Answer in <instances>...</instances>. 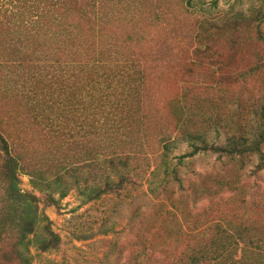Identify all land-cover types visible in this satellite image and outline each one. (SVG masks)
I'll list each match as a JSON object with an SVG mask.
<instances>
[{
	"label": "rangeland",
	"instance_id": "1",
	"mask_svg": "<svg viewBox=\"0 0 264 264\" xmlns=\"http://www.w3.org/2000/svg\"><path fill=\"white\" fill-rule=\"evenodd\" d=\"M256 9L264 0H0V131L61 239L50 252L30 247L32 264H151L146 248L173 255L218 237L217 224L264 238L257 157H183L178 130L186 118L222 145L228 122L240 127L263 102ZM119 156L141 174L121 187ZM111 157L115 191L88 203L84 179L53 204L65 188L31 176L77 167L96 186ZM16 242L0 245V264H22ZM245 264L264 258L248 252Z\"/></svg>",
	"mask_w": 264,
	"mask_h": 264
},
{
	"label": "trees",
	"instance_id": "2",
	"mask_svg": "<svg viewBox=\"0 0 264 264\" xmlns=\"http://www.w3.org/2000/svg\"><path fill=\"white\" fill-rule=\"evenodd\" d=\"M256 11L255 18H260L258 36L264 42V33L260 29L264 23V13L262 9H256ZM235 19L236 22L228 23L234 30L241 26L237 23L239 18L235 17ZM224 26L223 28H225ZM238 98H235V103L238 102L241 106L242 103L238 101ZM252 114V117L240 127L228 122V137L222 145L210 142L207 130L203 132L188 129V123H184L186 118H183L178 130L189 142L191 148L183 157H193L202 152H212L218 154L220 158L241 160L255 155L258 159L257 172L264 171V100L256 109L252 110ZM234 120L233 118L232 121ZM210 121L212 120L205 119L203 122L211 125ZM171 140L172 138L169 139V137L162 140L165 143V150L170 149ZM13 150L9 140L0 131V245L7 239L16 237V243L20 248L21 263L32 264L26 253L31 249L30 247H36L42 252H50L59 247L61 239L52 230L49 217L41 211L38 196L23 190L21 186L22 164L19 156L14 154ZM127 157L119 156L117 158V168L119 166L118 169H123V171L119 170L121 173L118 187L131 179L132 176L129 175L132 172L135 177L141 175L137 169L130 168ZM111 158L104 161L108 166L102 165L103 174L100 177L102 183L96 186H94L96 183L90 182L89 177H83L77 167H71L63 173L59 172L53 178H48L39 172L31 173V176H37V179L43 183L51 181L58 188H65L58 199L54 195H50L53 204L66 197L71 189H83L81 181L84 179V193L87 195L84 203H88L115 191L116 179L111 172L116 166L114 158ZM174 171L176 173L175 179L182 183L177 169ZM218 182L222 187H231L228 181H224V179L218 180ZM36 183L38 185V180ZM52 184L48 183L47 185L52 186ZM204 193L207 196L216 195L215 191L209 189H204ZM215 229L219 236L211 239L208 243L186 244L185 248L177 250L175 254L167 257H160L156 249L150 252L146 248L145 253L149 255L151 264H245L248 252L259 254L264 258V238H258L252 234L255 230L254 227L233 226L226 228L222 224H217ZM241 245L243 246L241 247ZM240 248L243 250V254L238 258L237 253ZM139 257H142L141 253H139Z\"/></svg>",
	"mask_w": 264,
	"mask_h": 264
}]
</instances>
